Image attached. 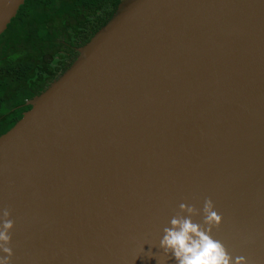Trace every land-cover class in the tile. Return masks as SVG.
<instances>
[{
	"label": "water",
	"instance_id": "95a60500",
	"mask_svg": "<svg viewBox=\"0 0 264 264\" xmlns=\"http://www.w3.org/2000/svg\"><path fill=\"white\" fill-rule=\"evenodd\" d=\"M77 52L0 136L11 264H176L163 229L209 197L264 264V0H125Z\"/></svg>",
	"mask_w": 264,
	"mask_h": 264
},
{
	"label": "trees",
	"instance_id": "16d2710c",
	"mask_svg": "<svg viewBox=\"0 0 264 264\" xmlns=\"http://www.w3.org/2000/svg\"><path fill=\"white\" fill-rule=\"evenodd\" d=\"M125 0H25L0 35V136L72 64Z\"/></svg>",
	"mask_w": 264,
	"mask_h": 264
},
{
	"label": "clouds",
	"instance_id": "9594fccd",
	"mask_svg": "<svg viewBox=\"0 0 264 264\" xmlns=\"http://www.w3.org/2000/svg\"><path fill=\"white\" fill-rule=\"evenodd\" d=\"M179 209L170 220L171 226L163 229L164 235L159 242L165 257H174L176 264H248L245 257L234 258L221 241L213 238L212 231L220 228L222 216L215 210L210 197L205 198L202 210L184 203ZM201 214L203 222L195 223L192 217ZM10 217V209H0V252L5 254L0 255V264H11L14 254L10 243L15 222ZM147 255L152 257L153 253Z\"/></svg>",
	"mask_w": 264,
	"mask_h": 264
},
{
	"label": "flooded vegetation",
	"instance_id": "af4514ba",
	"mask_svg": "<svg viewBox=\"0 0 264 264\" xmlns=\"http://www.w3.org/2000/svg\"><path fill=\"white\" fill-rule=\"evenodd\" d=\"M71 48H74L76 49V51L79 49V48H75V44H72V45H69Z\"/></svg>",
	"mask_w": 264,
	"mask_h": 264
}]
</instances>
